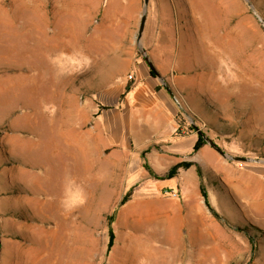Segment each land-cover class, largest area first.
Returning a JSON list of instances; mask_svg holds the SVG:
<instances>
[{"label":"rangeland","instance_id":"1","mask_svg":"<svg viewBox=\"0 0 264 264\" xmlns=\"http://www.w3.org/2000/svg\"><path fill=\"white\" fill-rule=\"evenodd\" d=\"M251 2L264 18V0ZM143 10L144 0H0V264H192L189 250L166 241L158 200L120 206L127 164L137 183L140 164L171 161L128 153L111 173L106 154L87 150V105L132 87L140 64L152 73L138 50ZM142 46L169 82L193 83L174 91L187 113L180 132L193 120L227 153L264 159V28L246 0H150ZM188 139L180 148L191 154ZM150 179L139 190L165 180ZM202 182L226 222L216 218L213 258L204 246L192 261L253 264V248L264 256L262 231L212 171Z\"/></svg>","mask_w":264,"mask_h":264},{"label":"crops","instance_id":"2","mask_svg":"<svg viewBox=\"0 0 264 264\" xmlns=\"http://www.w3.org/2000/svg\"><path fill=\"white\" fill-rule=\"evenodd\" d=\"M158 70L175 92L178 88H187V85L193 84L189 76L185 77L186 80L177 78L169 82L171 77L162 74L163 68ZM136 72V80L129 92H126L124 87L110 88L96 97L95 104L87 105L86 120L93 122L88 130L87 150L106 154L111 164V173L117 170L116 160L119 155L126 156L128 153L137 152L139 155L143 154L147 160L153 154L170 160L169 164L164 163L165 166L159 170L149 165L161 176L168 174L179 163L192 162L194 165L187 169H178L172 178L159 180L157 189L151 185L150 191L144 193L139 190L142 186L138 185H141L142 178L149 180L146 183L153 182L150 173L140 164V181L136 183L132 181L135 176L129 174L127 164L124 184L128 187L126 194L132 190V195L120 206L131 202L132 196L134 200H158L161 203L159 213H162L161 221L165 228L166 241L172 243L170 248L176 251L189 250L190 263L197 264L192 260L198 258V252L204 246L212 252L216 241L215 229L221 228L206 205L201 189L202 178L196 166L199 165L202 170L212 171L216 175L222 184L224 196H228L229 201L240 209L242 213L239 214L244 222H249L262 231L264 240V164L222 159L208 144L202 145L197 152L191 154L184 152L187 150H181L183 138H189L188 144L194 147L198 142V134L191 130L179 134V129H183L178 121L182 112L179 105L161 84L160 79L153 76L145 65L140 64ZM187 106L193 114L198 112L199 106L196 103L190 101ZM199 155L205 158H199ZM102 177L104 182L108 176L105 174ZM108 178L113 179V175ZM172 191H175L177 196H170ZM117 209L118 206L113 213H116ZM225 216L232 221L230 216ZM233 216H236L235 213ZM172 229L176 234L175 239ZM207 249L206 257L213 258V254ZM252 262L264 264V256H256L254 248L249 263Z\"/></svg>","mask_w":264,"mask_h":264},{"label":"water","instance_id":"3","mask_svg":"<svg viewBox=\"0 0 264 264\" xmlns=\"http://www.w3.org/2000/svg\"><path fill=\"white\" fill-rule=\"evenodd\" d=\"M248 3L252 13L254 16L257 18V20L260 22L261 26L264 28V18L263 16L256 10L254 4L251 2V0H246ZM149 3L150 0H144V10H143V15L141 18V23L139 26V33H138V38H137V43H138V50L143 56L145 62L149 66L151 72L154 74L155 77L160 79L162 81L163 86L168 90V92L171 94L173 99L176 101V103L179 105L181 111L187 115L185 109L182 107L176 93L172 90V88L168 85L166 82L165 78L161 75L160 71L157 69L155 63L149 56L147 50L142 46V38L143 34L146 28V21L148 17V8H149ZM191 125L195 129L196 133L203 139L204 143L208 144L210 147H212L215 151H217L223 158L229 160V161H234V162H240V163H260L264 164V159H258V158H250V157H243V156H235L230 153H227L224 151L213 139H211L206 133L200 129V127L193 121L191 120ZM1 229H0V257H1Z\"/></svg>","mask_w":264,"mask_h":264},{"label":"trees","instance_id":"4","mask_svg":"<svg viewBox=\"0 0 264 264\" xmlns=\"http://www.w3.org/2000/svg\"><path fill=\"white\" fill-rule=\"evenodd\" d=\"M151 74L154 76L153 73H151ZM130 88H131L130 85H128V86L126 87V92H129ZM179 118H180V115H179ZM179 118H178V121H179ZM179 122H180V121H179ZM193 130H195V129H194L193 126H192V127H191V131H193ZM178 133H179V134H182V133L180 132V129H179ZM204 144H206V143H204L203 139L198 135V142H197V144L195 145L194 151L197 152V151L200 149V147H201L202 145H204ZM193 165H194L193 163H189V162L179 163V164L175 165V166L170 170V172H169L168 174H166L165 176H161V175H158L157 173H155V172L153 171V169L149 166L148 163H145V164H144L145 168H146L147 171L150 173V175H151L152 177L156 178V179L172 178V177L176 174V172L178 171V169H180V168H186V169H187V168H190V167L193 166ZM196 166H197L198 173H199L200 177L202 178V169H201V167H200L199 165H196ZM201 189H202V193H203V195H204V197H205V199H206V205H207V207L209 208V210L212 212V214H213L217 219L226 222L225 220L222 219V217L219 215V213H217V211L211 206L210 202L208 201L206 188L204 187L203 182H202V184H201ZM131 195H132V190H130V191H129V192H128V193H127L122 199H121V201H120V205L125 204V203L130 199ZM113 219H114V216L111 217V222H113ZM111 222H110V224H111ZM113 234H114L113 231H111V238H112V239H111V245H110V246H112V244H113V236H112Z\"/></svg>","mask_w":264,"mask_h":264},{"label":"bare ground","instance_id":"5","mask_svg":"<svg viewBox=\"0 0 264 264\" xmlns=\"http://www.w3.org/2000/svg\"><path fill=\"white\" fill-rule=\"evenodd\" d=\"M190 1H191V0H190ZM196 1H198L199 4H202V0H196ZM200 9H201V8H200ZM231 35H232V34H231ZM222 36H223V35H222ZM225 36H226V35H225ZM227 37H228V36H226V38H227ZM229 37H230V35H229ZM235 37H236V36H235ZM235 37H234V38H235ZM223 38H224V37H223ZM231 38H233V37H231ZM236 38H237V37H236ZM242 38H243V37H242ZM219 39H220V38H219ZM217 41H218V40H217ZM223 41H224V40H223ZM221 42H222V41H221ZM231 42H232V41H231ZM237 42H238V41H237ZM231 44H232V43H231ZM224 45H225V44H224ZM226 46H227V45H226ZM238 47H239V46H238ZM230 48H231L232 50H234L236 47H234V45H233V46H231ZM230 48H229V49H230ZM231 49H230V50H231ZM236 50H237V49H236ZM234 51H235V50H234ZM239 51H240V50H239ZM225 52H226V51H225ZM240 52H241V51H240ZM240 52H239V53H240ZM236 53H237V52H236ZM225 55H226V53H225ZM253 67H255V66H253ZM262 78H264V77H262Z\"/></svg>","mask_w":264,"mask_h":264},{"label":"built area","instance_id":"6","mask_svg":"<svg viewBox=\"0 0 264 264\" xmlns=\"http://www.w3.org/2000/svg\"><path fill=\"white\" fill-rule=\"evenodd\" d=\"M171 196L175 197L177 196V193L175 191H172L171 193H169Z\"/></svg>","mask_w":264,"mask_h":264}]
</instances>
